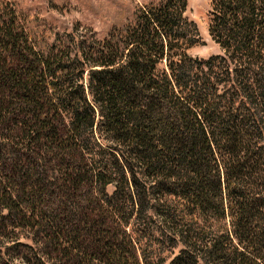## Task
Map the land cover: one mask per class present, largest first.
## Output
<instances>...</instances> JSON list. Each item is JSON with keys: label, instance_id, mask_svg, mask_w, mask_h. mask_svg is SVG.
<instances>
[{"label": "trees", "instance_id": "obj_1", "mask_svg": "<svg viewBox=\"0 0 264 264\" xmlns=\"http://www.w3.org/2000/svg\"><path fill=\"white\" fill-rule=\"evenodd\" d=\"M187 7L100 35L0 1L9 264H264V0H212L208 59Z\"/></svg>", "mask_w": 264, "mask_h": 264}, {"label": "rangeland", "instance_id": "obj_2", "mask_svg": "<svg viewBox=\"0 0 264 264\" xmlns=\"http://www.w3.org/2000/svg\"><path fill=\"white\" fill-rule=\"evenodd\" d=\"M2 1V0H0ZM150 0H11L13 8L23 11V18L34 20L37 24H45L56 30L72 27L76 22L96 30L104 35L114 24L126 20L132 15L136 5ZM6 4L7 0H3ZM212 0H188L186 15L193 20L199 29L200 41L188 50L192 57L208 59L212 56L223 55L224 51L213 39L210 32L212 17ZM113 186L109 187V191ZM17 242H27L24 238ZM13 242H6L0 246V264H9L7 254H21L26 248L19 246L11 249ZM21 250V252H20ZM17 251V252H16ZM26 253V252H25ZM24 264L22 261H15ZM169 261L166 263L168 264Z\"/></svg>", "mask_w": 264, "mask_h": 264}]
</instances>
